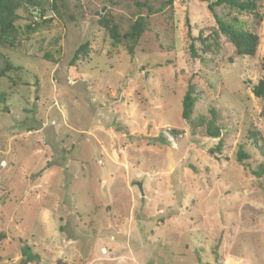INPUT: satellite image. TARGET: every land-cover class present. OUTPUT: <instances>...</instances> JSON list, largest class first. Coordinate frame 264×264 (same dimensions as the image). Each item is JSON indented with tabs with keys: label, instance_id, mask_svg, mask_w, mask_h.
<instances>
[{
	"label": "rangeland",
	"instance_id": "374dc122",
	"mask_svg": "<svg viewBox=\"0 0 264 264\" xmlns=\"http://www.w3.org/2000/svg\"><path fill=\"white\" fill-rule=\"evenodd\" d=\"M65 1L69 16L35 14L51 21L29 35L32 10H18L22 35L2 50L16 70L0 79V264H264V174H252L264 155L250 136L264 148L250 90L264 77V0L259 19L215 9L258 36L253 57L217 33L206 8L215 0H175L153 15L133 56L94 11L111 9L124 32L143 0ZM188 85L196 102L185 122ZM209 110L220 139L197 125Z\"/></svg>",
	"mask_w": 264,
	"mask_h": 264
},
{
	"label": "trees",
	"instance_id": "16d2710c",
	"mask_svg": "<svg viewBox=\"0 0 264 264\" xmlns=\"http://www.w3.org/2000/svg\"><path fill=\"white\" fill-rule=\"evenodd\" d=\"M201 2L207 0H200ZM257 1L258 0H215L207 4V10L212 14L213 19L216 23L217 33L227 38L229 43L232 45L236 56L239 57H253L256 53L258 46V36L252 32H248L241 28L239 21L236 18L230 19L229 22L219 17L215 13V9L228 8L229 10H235L239 13H246L253 15L254 19H259V13L257 10ZM111 3L113 0H107ZM175 0H165L160 2L157 6L151 4L150 0L143 1H134L131 6L134 9L131 11L128 17V27L126 31L122 32L120 30V24L114 21L112 17L111 9L106 6H102L99 10L94 11L96 16L97 24L102 28L109 40L115 45H122L129 56L134 55V49L138 46L140 39L143 34L148 30L149 19L164 11L165 8L169 7L172 11V6ZM27 8L32 10V18L34 25H26L23 31L24 35H29L35 30V27L39 24L46 21V23L51 21V18L48 20H36L34 15L36 14L40 19L44 18L47 10L52 12L59 19L63 20V17L69 16L67 11L68 5L65 0H0V59L4 64V67L0 69V79L5 78L7 73L15 71L14 68L2 55L3 49H14L22 32L16 25L18 20L17 12L21 8ZM80 7V6H79ZM77 8V7H75ZM229 14V13H228ZM69 20H72V17H68ZM215 36V33L212 35ZM217 36V35H216ZM215 36V37H216ZM217 39V38H216ZM88 44L84 43L73 53V56L70 60V65L73 66L74 63L79 59L80 54L85 55L87 53ZM188 51L191 58L195 59L197 57L195 47L191 41L188 45ZM251 94L254 98L261 102L260 118L264 123V77L260 79L256 85L251 87ZM196 91L192 85H188L187 90L181 101V113L180 117L183 121L189 122L195 107ZM0 102H3L0 99ZM209 115L211 116L207 122L204 120L199 121L197 125L204 128V134L213 139H220V127L216 125L215 115L212 110H209ZM251 144L254 147L258 148V151L263 156L264 148L258 147L256 145L257 139L256 134H251ZM222 147L221 141H219L215 150L218 152ZM249 159V157L243 153L241 149L237 153V163L243 164V161ZM260 172V173H258ZM252 174L257 178H260L264 174V169L261 168L259 171H253ZM20 248L23 251L25 256H30V247L26 245L24 241H18ZM37 258V257H35Z\"/></svg>",
	"mask_w": 264,
	"mask_h": 264
},
{
	"label": "water",
	"instance_id": "95a60500",
	"mask_svg": "<svg viewBox=\"0 0 264 264\" xmlns=\"http://www.w3.org/2000/svg\"><path fill=\"white\" fill-rule=\"evenodd\" d=\"M137 187H138V190H139L141 196H143V192H142L141 184H138Z\"/></svg>",
	"mask_w": 264,
	"mask_h": 264
}]
</instances>
